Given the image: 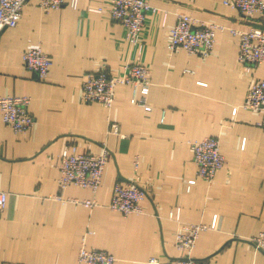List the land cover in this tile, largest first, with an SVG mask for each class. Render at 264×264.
I'll return each instance as SVG.
<instances>
[{"label": "crops", "instance_id": "1", "mask_svg": "<svg viewBox=\"0 0 264 264\" xmlns=\"http://www.w3.org/2000/svg\"><path fill=\"white\" fill-rule=\"evenodd\" d=\"M147 1L157 10L147 15L141 52L123 41L106 0L47 12L26 0L17 24L0 30V96L28 95L34 120L27 133L16 134L0 117V190L6 192L0 264H82L76 259L82 235L87 247L111 253L113 264H165L181 255L173 246L178 222L168 218L171 211L181 222L213 225L199 233L193 259L264 264V250L249 241L264 231V113L241 107L250 79H264V63L243 70L238 38L228 31L264 29V20L221 0ZM180 12L224 27L207 57L168 51ZM37 44L51 59L46 80L22 64L23 51ZM128 60L149 69L148 110L130 102L125 84L115 86L109 108L81 100L85 73L104 67L116 74ZM108 119L119 134L106 133ZM205 136L217 138L225 158L210 184L195 175L188 144ZM101 143L109 155L95 193L72 184L59 189L61 151L95 154ZM117 181L146 191L143 213L122 216L107 207ZM90 198L96 205L72 201Z\"/></svg>", "mask_w": 264, "mask_h": 264}, {"label": "built area", "instance_id": "2", "mask_svg": "<svg viewBox=\"0 0 264 264\" xmlns=\"http://www.w3.org/2000/svg\"><path fill=\"white\" fill-rule=\"evenodd\" d=\"M26 0H0V30L5 27H14L21 17L22 7ZM78 0H37L38 6L47 12L61 6L74 9ZM108 4V17L120 23L122 38L130 46L142 51V33L147 15L156 12V8L147 0H106ZM221 3L237 9L244 16L256 12L264 20V0H221ZM95 11L100 12L97 8ZM224 27L213 22L203 21L188 13H177L175 22L169 31L167 48L169 52L182 49L187 54L207 57L211 54L216 30ZM228 31L238 38L236 61L238 65L247 70L250 66L264 63V29L249 27L246 30L230 27ZM22 64L31 70L37 79L46 80L51 65V59L39 44L30 47L22 53ZM149 69L138 60H128L121 64L116 74H109L104 67L96 71L85 73L81 80L80 98L83 102H95L109 108L115 97L114 88L118 84L129 85L132 89L130 102L148 110L146 95L149 89ZM138 93V97H136ZM30 97L28 95H1L0 117L2 122L13 133L25 134L33 125V117L28 112ZM241 107L244 109L258 110L264 113V79H250L244 94ZM106 133H118V124L108 119ZM191 157L195 164V175L210 184L218 169L225 164V158L219 150L217 138L205 136L201 139L190 141ZM109 152L105 143H101L98 153L86 151L78 152L73 147L70 151L63 149L59 155V176L57 184L59 189L68 185H77L88 188L95 193L100 185L105 163ZM136 158L133 161L136 166ZM191 184L193 180H188ZM146 191L134 181L115 182L112 187L110 201L107 207L119 212L122 216L131 213H143L142 199ZM86 207L96 205L94 198L76 200ZM6 203V192L0 190V211ZM168 218L178 222V227L173 233V246L181 253L165 264H208L190 257L199 233L213 225L179 221L173 212L168 213ZM256 247L264 250V231H258L249 238ZM76 259L82 264H113L114 256L103 250L89 248L82 235L77 248ZM149 261L155 262L153 258Z\"/></svg>", "mask_w": 264, "mask_h": 264}, {"label": "water", "instance_id": "3", "mask_svg": "<svg viewBox=\"0 0 264 264\" xmlns=\"http://www.w3.org/2000/svg\"><path fill=\"white\" fill-rule=\"evenodd\" d=\"M260 249V248H259Z\"/></svg>", "mask_w": 264, "mask_h": 264}]
</instances>
